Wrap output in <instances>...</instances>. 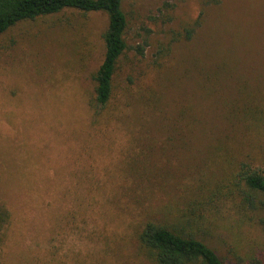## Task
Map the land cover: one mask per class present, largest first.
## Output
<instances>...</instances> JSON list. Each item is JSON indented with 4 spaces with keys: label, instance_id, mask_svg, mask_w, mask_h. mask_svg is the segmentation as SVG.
<instances>
[{
    "label": "rangeland",
    "instance_id": "374dc122",
    "mask_svg": "<svg viewBox=\"0 0 264 264\" xmlns=\"http://www.w3.org/2000/svg\"><path fill=\"white\" fill-rule=\"evenodd\" d=\"M122 7L128 48L101 113L105 13L0 34V264H156L144 224L177 222L201 198L200 237L227 264H264L259 216L240 213L235 185L242 164L264 170V0Z\"/></svg>",
    "mask_w": 264,
    "mask_h": 264
},
{
    "label": "trees",
    "instance_id": "16d2710c",
    "mask_svg": "<svg viewBox=\"0 0 264 264\" xmlns=\"http://www.w3.org/2000/svg\"><path fill=\"white\" fill-rule=\"evenodd\" d=\"M124 0H0V34L19 22L35 20L41 16L76 9L85 13L103 12L108 26L102 34L104 57L96 69L93 80L94 93L90 105L101 113L108 109L114 96L115 81L121 57L128 45L125 33L128 17L123 10ZM216 3L219 0H215ZM194 29H187L190 38ZM140 54L144 47L140 46ZM239 186V200H235L243 216L249 211L258 214V223L264 234V170L242 164L235 177ZM238 181V182H237ZM207 200L195 199L188 213L171 224L147 221L139 233L142 246L154 256L156 264H227L224 258L202 237L199 229L204 225ZM11 222L9 209L0 202V253ZM107 251V250H106ZM105 251V252H106Z\"/></svg>",
    "mask_w": 264,
    "mask_h": 264
}]
</instances>
